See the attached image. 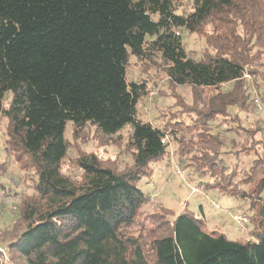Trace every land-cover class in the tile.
<instances>
[{"label":"trees","instance_id":"1","mask_svg":"<svg viewBox=\"0 0 264 264\" xmlns=\"http://www.w3.org/2000/svg\"><path fill=\"white\" fill-rule=\"evenodd\" d=\"M183 33L203 37L205 48L188 51ZM131 55L162 70L171 90L189 87L191 101L157 90L182 108L168 106L156 123L139 118L150 77L127 79ZM252 86H264V0H0L5 149L33 189L16 208L23 229L7 245L10 258L264 264V121L249 123ZM68 122L74 136L94 126L117 145L114 135L130 125V164L78 151L76 175L66 174ZM165 136L183 169L211 178L205 190L247 204L248 238L229 239L187 209L175 216L139 188L169 158Z\"/></svg>","mask_w":264,"mask_h":264},{"label":"rangeland","instance_id":"2","mask_svg":"<svg viewBox=\"0 0 264 264\" xmlns=\"http://www.w3.org/2000/svg\"><path fill=\"white\" fill-rule=\"evenodd\" d=\"M182 39L186 44L188 51L193 54H199L205 48V39L197 34L189 35L182 34ZM148 67L147 73H142V69ZM150 77V95L148 101H141L137 106V115L143 120L151 122H159V117L167 118L170 112L165 111L168 106L173 105L172 110H180L181 104L177 103L174 97L160 98L158 94H173L178 93L179 96L185 97V100L191 101V91L189 87L180 86L176 91L171 90L169 79L162 70L156 69L150 62L146 63L142 60H137L133 55L130 57V65L127 67V79L137 80L143 77ZM261 90H257L255 86L251 87L252 102L254 104L253 112L251 113L249 123L264 121V102L262 100ZM153 94V95H151ZM10 96L6 99L5 105L8 103ZM156 99V101H155ZM260 107L257 104V101ZM183 101V100H182ZM176 103V104H175ZM162 110L166 115H161ZM184 114V113H183ZM245 115L242 114V117ZM246 118V117H245ZM6 120L0 118V161H6L8 171L0 174V247L5 249L7 256H3L0 252V264H27L25 258L14 254L9 256L7 245L21 232L23 226H14L17 221L18 211L20 206L21 196L32 193V181L26 172L21 171L14 159L7 153L5 147L4 129ZM131 126L127 125L114 135V138H119V145L108 143V139L102 133L96 130V127H88L86 130L72 135V125L67 123L64 136L70 142V148L67 153L64 171L66 174L76 175V156L78 151L95 152L103 158H114L120 161V168L128 166L131 162L130 156L125 153L126 143L129 138ZM228 139L234 137L226 134ZM238 139L237 137H234ZM170 144L169 158L154 162L151 166L153 174L144 176L138 184L145 193L149 194L155 202H161L166 207L175 212V216L187 209L196 217H205L210 229L219 230L225 233L229 239L248 238L249 233L247 228L251 225H245V221L239 223L235 217L243 216L242 212L246 207V203L239 199H233L222 196L216 191L205 190L202 183L211 182V178L204 175L192 173L187 169H183L177 161V145L173 140ZM116 159V161H117ZM245 159V158H243ZM172 163L178 165L182 170L181 174H177L176 167L171 166ZM170 162V163H169ZM235 162V160H233ZM232 166V163H230ZM245 168L248 164L244 165ZM26 174V175H25ZM31 175V174H29ZM197 189V190H194ZM153 206L148 205L145 208L150 210ZM6 230V231H5ZM3 231V232H2Z\"/></svg>","mask_w":264,"mask_h":264},{"label":"built area","instance_id":"3","mask_svg":"<svg viewBox=\"0 0 264 264\" xmlns=\"http://www.w3.org/2000/svg\"><path fill=\"white\" fill-rule=\"evenodd\" d=\"M223 86H226V84H223ZM151 95H153V94H151ZM256 101H257L258 106L260 107V104H259L258 100H256ZM162 142H170V138L168 136H165L162 139ZM171 166L177 168V170H176L177 174H181L182 173V170H180L181 168L178 165H176L175 163H172V161H171ZM194 190H197V189H194ZM235 218L237 219V221L239 223H242L243 221H245V222L247 221V219L245 217H243V216H237ZM0 252H2L3 256H5V257L7 256V253L5 252L4 248L0 247ZM0 262H1V258H0Z\"/></svg>","mask_w":264,"mask_h":264}]
</instances>
